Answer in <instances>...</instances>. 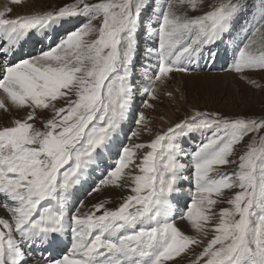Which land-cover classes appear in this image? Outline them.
<instances>
[{"label":"snow or ice","instance_id":"1","mask_svg":"<svg viewBox=\"0 0 264 264\" xmlns=\"http://www.w3.org/2000/svg\"><path fill=\"white\" fill-rule=\"evenodd\" d=\"M28 3L0 9V264H264V0L13 15ZM221 61L261 111L154 130L141 109ZM109 189L126 192L115 207L81 199Z\"/></svg>","mask_w":264,"mask_h":264},{"label":"rangeland","instance_id":"2","mask_svg":"<svg viewBox=\"0 0 264 264\" xmlns=\"http://www.w3.org/2000/svg\"><path fill=\"white\" fill-rule=\"evenodd\" d=\"M65 2H70V0H40L38 3L31 0L25 7L13 6V15L29 12L34 7L43 8L49 5H62ZM8 4L9 0H0V9ZM222 64L223 61L216 68L211 70L206 69L193 76L177 75L175 81L167 89L168 91L174 92L175 99L162 97L164 103L160 104L159 110L155 112L151 109L142 108L141 110L145 111L147 115L155 117V120L152 121L154 130L166 128L170 122L177 121L190 112L192 108L221 110L225 113L260 112L261 93L257 92L254 95H245L240 89L246 88V86L242 84L238 85L234 75L225 73L222 70ZM142 139L148 140L150 137L145 135ZM195 142L198 141H190L189 144ZM124 194L126 192L109 189L108 191H101L99 194H94L91 197L85 198V196H82L81 199H84L86 206H90L92 203L110 198L111 203L109 206L115 207L119 203L120 196ZM220 206L222 207L224 205ZM178 223L183 230L188 231L187 224L184 222ZM178 264H189V259H180Z\"/></svg>","mask_w":264,"mask_h":264},{"label":"bare ground","instance_id":"3","mask_svg":"<svg viewBox=\"0 0 264 264\" xmlns=\"http://www.w3.org/2000/svg\"><path fill=\"white\" fill-rule=\"evenodd\" d=\"M30 1H31V0H29V2H30ZM34 2H35V3H38V2H40V0H34Z\"/></svg>","mask_w":264,"mask_h":264}]
</instances>
